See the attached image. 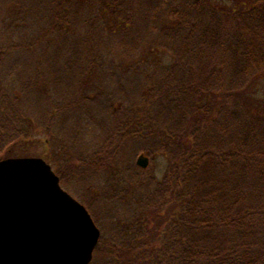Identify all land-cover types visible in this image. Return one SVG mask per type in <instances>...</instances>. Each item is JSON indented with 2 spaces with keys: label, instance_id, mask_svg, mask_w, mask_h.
Instances as JSON below:
<instances>
[{
  "label": "trees",
  "instance_id": "obj_1",
  "mask_svg": "<svg viewBox=\"0 0 264 264\" xmlns=\"http://www.w3.org/2000/svg\"><path fill=\"white\" fill-rule=\"evenodd\" d=\"M7 3L0 157L42 131L74 177L102 175L89 264H264V0Z\"/></svg>",
  "mask_w": 264,
  "mask_h": 264
},
{
  "label": "water",
  "instance_id": "obj_2",
  "mask_svg": "<svg viewBox=\"0 0 264 264\" xmlns=\"http://www.w3.org/2000/svg\"><path fill=\"white\" fill-rule=\"evenodd\" d=\"M147 156L136 164L145 168ZM100 229L40 156L0 157V264H89Z\"/></svg>",
  "mask_w": 264,
  "mask_h": 264
},
{
  "label": "rangeland",
  "instance_id": "obj_3",
  "mask_svg": "<svg viewBox=\"0 0 264 264\" xmlns=\"http://www.w3.org/2000/svg\"><path fill=\"white\" fill-rule=\"evenodd\" d=\"M7 1L0 0V20L9 10V7H10L9 4L7 3V5H5ZM226 1L229 2V0H226ZM258 96L264 97V78L262 79L260 83ZM85 137L87 138L86 135ZM92 137H93L92 135L88 136L87 141H86L87 143H85L84 146H86L88 142L89 143L91 142V141H88V139H92ZM52 148L53 147L47 143L44 133L40 131V132H36V134L34 135V138L31 141H28V143L24 145L22 149H19V152L22 153L21 156H40L43 159H45L51 165L52 169L56 172V174L59 176L60 184L66 191H68L74 198H76L78 201H80L85 206H86V200L91 197H94L95 199H94L93 205L94 207L97 208L98 214H101V213L104 214L108 206L110 205V203L104 201L101 197H99L100 193L98 194L95 193V191L96 192L98 191V188H99L98 184H103L104 182L103 178H101L102 175L97 174L95 176L87 178V180L86 179L82 180L81 178L74 177L73 171L71 172L69 168H66L65 170L64 169L65 164L62 163V161L56 160L57 157L54 155ZM141 150L142 149L139 146L131 149V151L127 155L128 159L132 160L133 163L135 164L136 159L140 154L147 156L149 159V163L144 169L150 168L152 174L155 177L161 178L167 166L166 157L162 155H158L151 159L146 153L141 152ZM69 152L66 154V156L67 158L70 159V161H68V164L71 165L73 162L71 160L72 158H74V155H72L73 150H70ZM60 169H61V172H60L61 174L57 172ZM92 194H96L97 196H91ZM88 211L91 214L95 224L100 229V234L104 232L108 234L109 230L108 229L104 230L105 224L107 227L108 219L104 221L105 218L104 217L102 218V216L99 217L98 214L95 215V218H94L91 211L89 209Z\"/></svg>",
  "mask_w": 264,
  "mask_h": 264
}]
</instances>
